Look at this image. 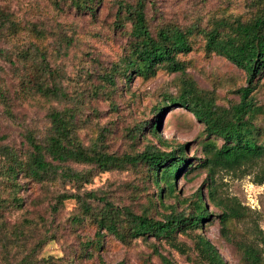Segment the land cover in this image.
Masks as SVG:
<instances>
[{
  "label": "rangeland",
  "instance_id": "374dc122",
  "mask_svg": "<svg viewBox=\"0 0 264 264\" xmlns=\"http://www.w3.org/2000/svg\"><path fill=\"white\" fill-rule=\"evenodd\" d=\"M121 1L135 0H99L94 15H89L65 1L0 0V89L10 110L7 113L0 100V147L23 157L29 149L24 135L30 132L42 140L48 131L49 110L73 107L76 138L87 150L121 155L148 146L169 150L182 144L187 160L174 178V190L166 193L163 187L158 199L143 165L100 171L93 163L70 159L64 164L82 175L77 188L58 174L57 179L42 184L24 181L18 174L15 189L0 180V264H167L162 256L171 264H207L195 245L197 233L216 247L223 264H245L236 242L255 243L254 232L264 233V178L258 181L264 175V155L238 168H216L208 174L198 162L204 157L202 141L212 136L205 134L203 123L190 110L167 98L179 93L183 79H191L201 94L219 106L238 100L237 88L246 83L244 70L221 54L205 51L199 30L220 16L245 19L255 3L142 0L151 34L161 27L189 29L191 48L176 54L183 71L156 67L153 75L132 74L129 80L115 77L110 84L102 72L119 61L129 26V22L119 26L114 20L121 17L122 11L117 12ZM4 15L7 19L2 25ZM21 54H35L41 67L36 75L16 61L22 59ZM38 80L46 84L43 87H58L60 94L55 97L36 88ZM253 81L251 100L259 109L251 121L257 142H264V69ZM163 103L152 134L147 124L155 117V107ZM214 141L219 144L221 139ZM6 161L0 149V165ZM208 184L213 201L206 193ZM90 189L112 207L145 212L156 219L172 206L180 213L190 211V201L199 190L210 219L176 231L173 243L150 235L121 240L97 227L74 197L55 201L58 193L76 192L97 212L104 202L86 196ZM213 202L239 204L241 214L230 217L221 230L220 206ZM97 236L99 244L94 245ZM260 254L264 264V248Z\"/></svg>",
  "mask_w": 264,
  "mask_h": 264
},
{
  "label": "trees",
  "instance_id": "16d2710c",
  "mask_svg": "<svg viewBox=\"0 0 264 264\" xmlns=\"http://www.w3.org/2000/svg\"><path fill=\"white\" fill-rule=\"evenodd\" d=\"M53 1L54 3L65 1L67 6L73 7L74 10L94 15L95 6L99 0ZM252 1L255 6L247 18L220 16L213 18L209 27L199 30L204 38L205 51L221 54L244 70L246 83L237 88L238 100L228 107L219 106L211 97L201 94L191 79H183L179 93L167 98L169 102L178 101L190 110L193 116L203 123L205 134L212 136L202 141L204 157L198 162V165L206 166L208 174L216 168H238L264 155V142H257L255 127L251 121V115L259 108L253 103L250 95L255 87L253 78L264 69V0ZM118 11H122L121 17L119 14L114 20L119 21V26L122 22H129L126 29L127 38L126 41L124 40L119 61L112 63L108 70L102 72L105 82L112 84L115 77L129 80L132 74L147 77L154 74L156 67L167 71H183V62L176 57V54L186 52L191 48L187 34L189 29L184 30L176 26L161 27L151 34L147 28L142 0H135L133 3L118 2ZM6 17L4 15L1 20L2 25ZM20 56L22 59L16 58V61L28 67L33 75L40 71L41 67L35 60V54H21ZM40 79H44V76ZM43 83L42 80H38L36 88L45 92L49 91L48 93L55 97L60 94L58 87H43L46 85ZM2 93L0 89V100L7 113H10L7 97ZM163 106H165L164 103L155 107V117L147 124L152 134L156 133L158 116ZM74 114L75 108L73 107L61 110L50 109L48 131L43 139H36L30 132L24 135L29 149L23 157L0 147L4 158L7 159L0 165V180L6 182L11 189H15L19 187L18 174L25 178L24 181L32 180L41 184L57 179L58 174L69 181L71 187L77 188L81 184L78 181L82 175L64 164V161L70 159L93 163L100 171L122 168L126 165H143L147 172L146 177L156 186L158 199L162 197L163 187L166 193L174 190V178L187 160L183 154L182 144L169 150L148 146L136 153L121 155L94 149L87 150L76 138ZM137 127V132H140L143 125ZM215 138L221 139V142L216 144ZM263 178L264 175L258 181L261 182ZM212 189L208 184L207 196L211 194ZM93 191L90 189L85 192V195L96 197L104 202L103 207L97 212H92L89 203L83 201L76 192L58 193L55 195V201L60 202L68 196L74 197L79 201L83 212L94 218L97 227H102L104 231L121 240L150 235L173 243L176 231L197 227L204 220L210 219V212L199 190L195 192L194 199L190 201V211L180 213L174 211L172 206L158 219L148 216L145 212L135 213L128 208L112 207L101 196H95ZM210 197L213 201L212 194ZM213 203L220 206L218 217L221 230L224 229L230 217H237L241 214L239 204ZM98 237L94 245L99 244ZM253 237L256 240L255 243L252 241L236 242L245 264H261L260 251L264 248V233L258 229ZM195 245L198 254L207 264L224 263L216 247L202 234H196ZM162 258L167 264H171L163 256Z\"/></svg>",
  "mask_w": 264,
  "mask_h": 264
}]
</instances>
